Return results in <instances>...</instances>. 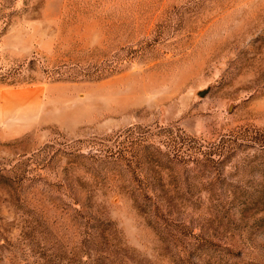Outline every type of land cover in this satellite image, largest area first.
Returning a JSON list of instances; mask_svg holds the SVG:
<instances>
[{"label": "rangeland", "instance_id": "rangeland-1", "mask_svg": "<svg viewBox=\"0 0 264 264\" xmlns=\"http://www.w3.org/2000/svg\"><path fill=\"white\" fill-rule=\"evenodd\" d=\"M0 264H264V0H0Z\"/></svg>", "mask_w": 264, "mask_h": 264}, {"label": "water", "instance_id": "water-1", "mask_svg": "<svg viewBox=\"0 0 264 264\" xmlns=\"http://www.w3.org/2000/svg\"><path fill=\"white\" fill-rule=\"evenodd\" d=\"M206 92H207V91H202V92H200V93H199V96H200V97L204 96V94H205Z\"/></svg>", "mask_w": 264, "mask_h": 264}]
</instances>
